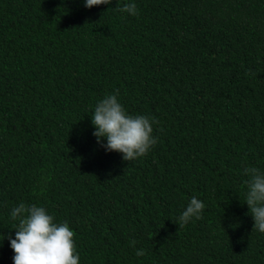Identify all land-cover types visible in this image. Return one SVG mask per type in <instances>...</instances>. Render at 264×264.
I'll return each mask as SVG.
<instances>
[{
	"label": "trees",
	"instance_id": "trees-1",
	"mask_svg": "<svg viewBox=\"0 0 264 264\" xmlns=\"http://www.w3.org/2000/svg\"><path fill=\"white\" fill-rule=\"evenodd\" d=\"M107 94L157 122L144 157L97 142ZM248 167L264 172V0H0V264L21 202L69 224L80 264H264ZM193 196L202 219L179 228Z\"/></svg>",
	"mask_w": 264,
	"mask_h": 264
},
{
	"label": "clouds",
	"instance_id": "clouds-1",
	"mask_svg": "<svg viewBox=\"0 0 264 264\" xmlns=\"http://www.w3.org/2000/svg\"><path fill=\"white\" fill-rule=\"evenodd\" d=\"M111 3L112 0H85L87 8ZM119 11L138 15L135 3H125ZM154 123L157 122L146 115L128 113L116 94H107L96 104L92 114L93 135L97 142L108 152L122 153L123 160L129 162L144 157L157 144L158 137L153 135ZM244 172L249 179L245 181L247 193L243 203L248 205L254 219L253 230L264 233V172L255 167L245 168ZM204 209V202L193 196L186 209L173 221L179 228L184 227L193 218L202 219ZM11 218L18 221L14 228L15 238L8 237L14 264H80L75 233L66 221L56 223L44 207L23 202L11 210ZM131 244L135 247L136 241ZM145 254L144 249L136 251L137 256Z\"/></svg>",
	"mask_w": 264,
	"mask_h": 264
}]
</instances>
